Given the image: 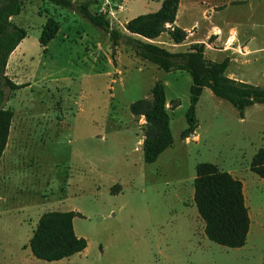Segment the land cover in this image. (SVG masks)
I'll return each mask as SVG.
<instances>
[{
	"label": "rangeland",
	"instance_id": "obj_1",
	"mask_svg": "<svg viewBox=\"0 0 264 264\" xmlns=\"http://www.w3.org/2000/svg\"><path fill=\"white\" fill-rule=\"evenodd\" d=\"M162 1L97 0L91 9L125 30L126 21L158 11ZM225 1L227 7L215 13L223 2L182 0L178 26L196 24L200 37L212 23L232 24L241 39L248 34L263 46L264 0ZM206 5L211 15L204 12ZM49 17L60 30L43 47L39 38ZM14 20L28 35L10 63L16 60L20 75L32 85L3 88L14 118L0 165V196L24 190L31 207L1 198L0 264H264V179L251 170L253 156L264 147V104L241 115L205 88L197 128L186 134L192 85L187 71L166 72L125 43L114 49L109 34L78 11L46 0H23V13ZM155 42L171 52H185L193 44H174L168 34ZM223 57L216 53L212 59ZM249 59L248 66L236 61L230 71L241 69L264 88V52ZM157 81L166 86L174 143L147 163L146 120L134 115L131 105L151 99ZM173 103L180 105L175 109ZM202 162L216 164L244 184L251 229L243 247L219 245L205 234L194 201L196 166ZM10 166L27 167L28 173H17L10 184L4 180ZM71 210L81 213L74 228L88 247L59 261L35 257L29 241L40 216Z\"/></svg>",
	"mask_w": 264,
	"mask_h": 264
},
{
	"label": "trees",
	"instance_id": "obj_2",
	"mask_svg": "<svg viewBox=\"0 0 264 264\" xmlns=\"http://www.w3.org/2000/svg\"><path fill=\"white\" fill-rule=\"evenodd\" d=\"M57 6L78 11L85 19L109 34L112 47L128 45L143 60L171 72L187 71L192 78L190 105L186 112V134L198 125L197 106L205 88L229 101L241 115L255 105L264 104V88L237 81L227 74L229 60L212 61L205 55V44L194 43L185 52H171L155 41L168 34L174 44H183L186 30L175 25L180 0H163L158 11L139 15L127 22L125 30L112 26L109 18L93 12L91 5L97 0H46ZM23 11V0H0V165L11 133L14 111L5 107L4 87L18 90L26 84H16L7 75L10 55L28 35L26 28L13 22ZM60 24L49 17L42 28L40 44L47 47L59 33ZM151 99L132 103L131 112L146 120L143 153L147 163H154L174 143L171 114L167 109L166 86L157 81ZM173 108L179 104L173 103ZM243 117V116H242ZM251 170L264 179V147L253 156ZM194 201L205 222V234L211 241L229 248L246 245L251 229V217L246 205L243 182L216 164L202 162L196 166ZM80 212L49 211L44 213L29 241L35 257L46 261H59L84 251L88 241L76 234L74 219Z\"/></svg>",
	"mask_w": 264,
	"mask_h": 264
},
{
	"label": "crops",
	"instance_id": "obj_3",
	"mask_svg": "<svg viewBox=\"0 0 264 264\" xmlns=\"http://www.w3.org/2000/svg\"><path fill=\"white\" fill-rule=\"evenodd\" d=\"M217 1L218 2H215L216 6H218L217 3H219V2H223V6L220 8H219V6L214 7L213 10L215 11V13L217 10H220L222 8L227 7L225 0H217ZM228 2H229V4L232 3V1H228ZM181 4H182V0H180V6H181ZM207 7L210 8L209 5H206V8ZM208 8H207V10L204 11L207 14V16L212 14L211 9H209L210 14L207 13ZM22 13H23V11H22ZM14 19H15V17L12 19L13 22H15ZM128 21H126V23ZM16 24H18V23H16ZM18 25H20V24H18ZM175 25L178 26V19L176 20ZM20 26H22V25H20ZM195 26H196V24L192 25V27L190 29H187L186 27L182 28V29L186 30V32L188 33L187 39L183 44L204 43L205 44V55L208 59L215 61V59H212V56L214 57L216 55V53H221L224 56L222 61L225 59L229 60V68H228L229 74H228V76L230 78L237 80V81L249 83V84H254L253 82H251L249 80L247 72L241 73V71H240L241 69H238V68L233 70V71H230V67L232 65H235L237 63L236 61L240 62L242 66H244V65L248 66L250 63L249 58L254 57V56L258 57L261 53L264 52V45L263 46L257 45L255 43L256 40H252L253 37L252 38L249 37V39H248V34H246V36L242 37V39H241L239 31L237 30L236 27H233L232 24L231 25L228 24L227 26H224V25L222 26V25H218L217 23H212L209 26V28L204 29L205 31L200 35V37L196 36V35L199 36V33L197 32L198 27H195ZM209 41L211 43H209ZM215 44H217L218 46H216ZM18 48L19 47H17L15 49V51L10 55V58H9V61L7 64L6 75L16 84H19V85L26 84L27 86L25 88H28V87H31L32 83H30L28 81H24V78L20 75L21 71H18V69H17V61L13 60L10 63L11 57L16 54ZM218 62H221V61H218ZM11 67H13V68H11ZM241 119L243 120L244 118H241ZM23 167L24 166H10L8 168V170L5 172V173H7V175L4 176V180L9 181L10 184H15V179H16L15 177L17 176V173H19V174H22V173L27 174L28 173L27 167L24 169H23ZM19 180H22V177L20 175H19ZM14 190H16V189H13V192L8 193V195H3V197L0 196V201H1V198H3L4 200H6L4 202L5 204H12V205H19V204L25 205L26 204L27 206L31 207L30 203H29L30 201L25 196L24 190L23 191L20 190L18 193H15L16 191H14ZM244 190H245V187H244ZM17 197H20V198L17 199ZM38 222H39V220H38ZM204 225H205V222H204ZM204 230H205V228H204Z\"/></svg>",
	"mask_w": 264,
	"mask_h": 264
}]
</instances>
